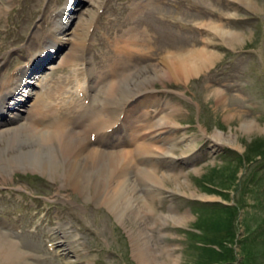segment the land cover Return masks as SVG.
Returning <instances> with one entry per match:
<instances>
[{
  "label": "rangeland",
  "instance_id": "obj_1",
  "mask_svg": "<svg viewBox=\"0 0 264 264\" xmlns=\"http://www.w3.org/2000/svg\"><path fill=\"white\" fill-rule=\"evenodd\" d=\"M45 2L0 0V64L8 59L2 61L1 83L24 64L22 55L38 50L50 28L48 18L63 0H48L44 17L35 26ZM141 2L146 4L134 12ZM78 3L68 32L56 37L58 43H66L58 64L36 80L39 93L50 85L61 87L54 104L70 100L81 104L80 91L85 89L92 94L89 102L95 104L91 105L105 113L106 88L88 91L92 78L86 62L59 66L75 44L76 27L84 25L89 33L93 20L90 66L86 65L95 74L100 75L107 63L118 58L113 36L129 28L147 43L138 46L145 50V54L139 52L145 57L132 56L130 67L160 62L176 49L203 48L213 53L214 61L182 80L165 76L150 81L156 97L145 103L155 106L161 100L162 105L150 111L147 120L158 119L160 107L168 116L174 110L172 131L166 135L174 140L159 142L161 150L166 151V143H174V149L168 160L150 164L156 180L138 186L141 213L133 207L119 209V218L91 187L78 190L63 185L57 175L19 168L0 174V248L15 243L23 251L25 264H144L140 255L145 252L137 245L144 247L147 237L152 264H206L211 249L217 251L213 256L220 257L212 264H264V0ZM214 25L237 32V40L224 42L212 29ZM89 102L82 108H88ZM141 104L130 106L124 121L133 113L138 118L135 110ZM27 116L32 118V113ZM53 227L71 238L72 251L59 244L63 233L50 236ZM0 264L12 263L0 260Z\"/></svg>",
  "mask_w": 264,
  "mask_h": 264
},
{
  "label": "bare ground",
  "instance_id": "obj_2",
  "mask_svg": "<svg viewBox=\"0 0 264 264\" xmlns=\"http://www.w3.org/2000/svg\"><path fill=\"white\" fill-rule=\"evenodd\" d=\"M145 4L142 2L137 4L134 12L143 8ZM57 25L58 30H62L65 36L68 27H64L65 25L62 27L63 21L62 24ZM212 27L217 34L222 36L224 42L232 43L237 40V32L235 34L215 25ZM132 31L133 29L129 28L121 35L113 36L116 44L113 50L118 58L108 63L103 70L101 69L100 75L95 74L91 67H87L88 75L92 78L89 88H94V90L101 86L106 88L104 91L106 101L102 100L103 105L101 104L105 113L101 109L99 111L95 105H91L95 104L91 102L88 108H82L84 99L89 100L92 96L85 89L80 91L82 93L80 101L83 99L81 104L70 100L67 104L59 105L53 103L61 88L58 85L49 86L44 93L27 88L29 85L25 76L26 65L21 69H16L14 77L10 76L3 83L0 81V109L6 111V115L0 117L1 175L2 173L8 174L15 169L29 167L45 174L48 173L51 177L57 175L55 178L59 179L63 185L64 183L73 185L78 190L82 187H91L97 192V196L104 200V203L115 209L113 212L119 218V209L123 212L128 210V207H133L135 212L141 213L137 209L141 208L142 204L138 186H146L156 180L155 170L154 172L150 170V164L153 161L168 160L170 154H173L174 143H166L168 146L165 147V151L161 150L159 142L163 145L162 142L174 140L166 137L172 131L170 126L173 125L171 117L175 114L174 110L170 113L172 116H168V112L162 108L158 115L159 118L155 121L145 119L138 122L134 113L126 117L127 121L123 122L128 136L127 143L134 144L131 149L114 147L116 143L111 145V142H104L103 139L113 133L114 124L120 121L119 117L125 114L130 106L147 102L151 98L150 95H146L144 99H139V95L153 90L152 82L150 83L153 78L161 79L165 76L174 80L188 78L206 68L213 60V53L203 48L176 49L169 54H163L160 62L130 67L128 62H131L132 56L145 57L140 54L145 50L141 46L138 47L139 44H147L142 37L135 35L136 32ZM88 34L84 25L80 24L76 27L73 34L76 38L75 44L72 45L69 56L62 58L59 66L69 64V62L76 65L79 61L90 64L85 46ZM57 35L54 38L56 43H58ZM22 88L24 91L20 90ZM31 94H33L31 98H34L26 107H20L22 105L14 101L22 96H25L23 99L25 100ZM11 105H15V108ZM19 107L24 109L27 115L32 113V118L29 119L27 115L23 117ZM69 124L75 127H70ZM119 126H121L120 123L117 124V127ZM91 135L94 136V140H91ZM230 142L233 141L230 140ZM62 230L64 240L59 244L70 252L73 249L71 238ZM142 244L144 247L138 245L137 247L146 255L140 256L144 257L146 264H152L154 262L153 251L149 239L144 237ZM18 247L15 243H11L5 250L0 248V260L3 263L25 264L23 251H20Z\"/></svg>",
  "mask_w": 264,
  "mask_h": 264
},
{
  "label": "trees",
  "instance_id": "obj_3",
  "mask_svg": "<svg viewBox=\"0 0 264 264\" xmlns=\"http://www.w3.org/2000/svg\"><path fill=\"white\" fill-rule=\"evenodd\" d=\"M249 247L252 248L251 246H248L247 248H249ZM252 250H253V248H252ZM212 253H217V251H215V250L213 251V249H211V252H209V253L207 254V257H208L207 259H209V260H208V262H206V264H210V263L212 264V263L215 262L216 260H220V259H219V258H220L219 255H215V256H213ZM248 255H249V254H248ZM215 257H216L217 259H214ZM210 258H212V259H210Z\"/></svg>",
  "mask_w": 264,
  "mask_h": 264
}]
</instances>
